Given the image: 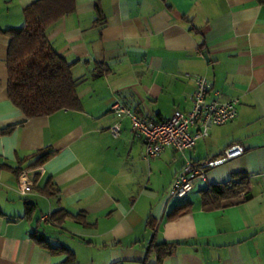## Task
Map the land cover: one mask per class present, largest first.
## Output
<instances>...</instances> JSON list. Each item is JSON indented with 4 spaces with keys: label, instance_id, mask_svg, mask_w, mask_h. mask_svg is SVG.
I'll return each instance as SVG.
<instances>
[{
    "label": "crops",
    "instance_id": "crops-1",
    "mask_svg": "<svg viewBox=\"0 0 264 264\" xmlns=\"http://www.w3.org/2000/svg\"><path fill=\"white\" fill-rule=\"evenodd\" d=\"M35 1L0 0V131L10 128L0 135V165L23 167L48 148L55 154L18 177L0 170V264L66 260L32 234L69 250L76 264H155L147 252L152 238L176 245L161 264H264V4L75 0L74 12L46 38L71 64L81 109L26 119L7 97L4 32L21 28L23 10ZM186 75L236 99L237 117L183 154L166 148L149 160L127 119L118 138L109 134L115 101L157 121L189 111L195 86ZM233 145L244 147L241 157L206 169L184 198L169 196L186 160L213 161ZM236 175L247 177V189L219 209H202L200 192ZM48 181L56 198L37 192ZM184 203L191 204L188 214L167 218ZM24 204L34 206L28 218Z\"/></svg>",
    "mask_w": 264,
    "mask_h": 264
},
{
    "label": "trees",
    "instance_id": "trees-1",
    "mask_svg": "<svg viewBox=\"0 0 264 264\" xmlns=\"http://www.w3.org/2000/svg\"><path fill=\"white\" fill-rule=\"evenodd\" d=\"M256 1L264 4V0ZM74 9L75 0H36L23 10L24 25L4 32L10 39L6 58L7 97L26 119L48 117L61 110L81 109L76 93L77 84L71 74V64L55 52L46 38L47 29L63 17L71 15ZM9 129L1 130L0 135ZM54 154V151L48 148L34 153L23 167L12 169L0 165V170L9 171L18 177L23 170L42 166ZM247 186V177L243 175H236V179L224 184L210 186L200 192L202 209L205 211L219 209L222 202L236 198L247 189ZM37 192L47 198H56L59 195V190L50 181L42 188H38ZM244 198L249 199L250 195L246 194ZM24 208V216L30 217L34 212V206L24 204ZM190 211L191 204L184 203L176 206L167 218L176 219ZM59 213L63 212L61 210L55 212L51 219ZM31 238L52 254L65 255L66 260L62 264H76L74 255L66 248L51 247L43 237L36 234H32ZM175 246L173 243L158 244L152 238L148 243L147 252L155 254V264H161L173 252Z\"/></svg>",
    "mask_w": 264,
    "mask_h": 264
},
{
    "label": "built area",
    "instance_id": "built-area-1",
    "mask_svg": "<svg viewBox=\"0 0 264 264\" xmlns=\"http://www.w3.org/2000/svg\"><path fill=\"white\" fill-rule=\"evenodd\" d=\"M186 77L191 78L190 75ZM191 79L195 87L189 111L175 112L170 118L157 121L146 115H138L115 101L111 113L117 120L109 127V134L118 138L122 120L127 119L132 135L142 141L145 159L149 160L159 156L166 148L183 154L193 148L198 140L208 137L212 128L225 125L237 117L236 99H225L219 92H211L207 79L202 76ZM244 152L243 146L233 145L213 161L200 164L186 160L172 179L169 196L174 199L184 198L193 190L195 182L203 179L206 169L239 158ZM20 190L25 192L29 188L24 186Z\"/></svg>",
    "mask_w": 264,
    "mask_h": 264
},
{
    "label": "water",
    "instance_id": "water-1",
    "mask_svg": "<svg viewBox=\"0 0 264 264\" xmlns=\"http://www.w3.org/2000/svg\"><path fill=\"white\" fill-rule=\"evenodd\" d=\"M204 56H206V53H204Z\"/></svg>",
    "mask_w": 264,
    "mask_h": 264
},
{
    "label": "rangeland",
    "instance_id": "rangeland-1",
    "mask_svg": "<svg viewBox=\"0 0 264 264\" xmlns=\"http://www.w3.org/2000/svg\"><path fill=\"white\" fill-rule=\"evenodd\" d=\"M169 190H167V193H168Z\"/></svg>",
    "mask_w": 264,
    "mask_h": 264
}]
</instances>
